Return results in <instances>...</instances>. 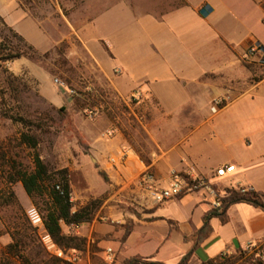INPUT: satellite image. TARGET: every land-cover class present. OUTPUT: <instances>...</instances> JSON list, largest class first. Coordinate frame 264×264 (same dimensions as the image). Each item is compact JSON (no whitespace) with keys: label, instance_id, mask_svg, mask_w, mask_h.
<instances>
[{"label":"crops","instance_id":"obj_1","mask_svg":"<svg viewBox=\"0 0 264 264\" xmlns=\"http://www.w3.org/2000/svg\"><path fill=\"white\" fill-rule=\"evenodd\" d=\"M131 1L135 4L140 0ZM180 1V4L172 1L162 5L153 0V9L145 11L146 24L162 29L165 38L152 45L151 51H137L136 43L130 45V65L142 69V78L135 86L127 88L124 84L127 71L123 67L114 66L107 70L96 59L106 79L124 101L139 91L143 94L140 100L143 107L153 108L151 119H179L176 142L164 148L163 143L159 145L151 136L160 153L147 166L129 145L121 119L77 123L80 138L88 147L87 154L83 152L87 160L76 162L77 170L84 171L92 166L104 172L109 182L104 181L102 192L105 193L100 196V209L94 220L72 231L85 238L87 246L91 242L98 244V253L102 256L105 243L117 244L116 248L109 246L115 251L117 262L141 257L167 264L173 252V259L180 263L193 248V237L202 228L205 214L212 209L211 201L201 193L188 194L162 205L155 204L137 183L148 168L155 172L163 187L169 184L172 171H193L212 185L222 186V192L246 188L264 194V80L249 84L251 73L246 66V63L261 61L259 55L252 62L246 57L253 45L264 47V40L247 28L241 34L227 31L221 25V18L215 13L211 0H199L196 4L192 0ZM263 2H259V23L264 27ZM204 3L211 11L203 19L198 10ZM140 22L142 24L143 20ZM99 41L106 45L104 40ZM83 43L87 46L86 40ZM187 45H191V50L186 51ZM202 54L218 63L217 67L202 70L193 81L187 79L186 73L197 67L195 60ZM112 58L116 59V56L112 54ZM147 59L155 63L148 64ZM116 69L121 73L116 75ZM167 84L180 87L179 91H174L170 103L160 91ZM227 95L233 101L226 103L217 114H212L214 101ZM231 116L237 118L232 119L231 127L222 126L225 121L230 123L225 118ZM110 130L114 132L113 136H105ZM200 137L211 145L218 144L219 159H209L207 164H202L194 156L196 140ZM123 153L126 158L121 161ZM226 166H234L235 171L225 177H216L217 170ZM97 196L99 194L84 179V190L75 195L73 202L83 207ZM211 227L212 234L188 264H202L222 254H235L250 245L264 244V211L248 204L232 206L228 210V223L213 219ZM63 231L70 233L65 226ZM172 236H176L175 243L171 241ZM165 248V257L162 258Z\"/></svg>","mask_w":264,"mask_h":264},{"label":"rangeland","instance_id":"obj_2","mask_svg":"<svg viewBox=\"0 0 264 264\" xmlns=\"http://www.w3.org/2000/svg\"><path fill=\"white\" fill-rule=\"evenodd\" d=\"M151 1L153 0H140L134 4L131 0H0V17L21 34L38 53L33 59L23 58L7 66L9 73L19 78L13 88L6 83V74L0 68V259L5 248L11 243L13 230L17 225H25V217L32 227L37 229L38 244L42 246L44 255L53 257L41 241L45 231L33 201L27 196L21 183L10 185L8 182L12 161L29 170L34 167L33 151L19 145L21 134L26 132L27 128L11 120V117L22 116L34 123H44L48 132L33 129V134L40 143L38 152L43 161L51 170L69 171L73 198L83 192L84 179H87L99 194L89 202L98 201L100 204V196L105 193L102 192L105 182L100 177L99 170L92 166L84 171L77 170L76 162L87 160L83 157L85 151L82 147L86 146V142L80 138L77 123L121 119L129 145L144 163L159 155L158 144L163 143L164 148H167L176 142L179 119H151L152 107L147 109L140 101L130 100L132 95L139 91H135L124 101L114 91L96 61L97 59L107 70H112L114 66L123 67L127 71L124 84L127 88L135 86L142 78V69L130 65V45L136 43L137 51L146 52L151 51L152 45L165 38L162 29H154L146 24V17H143L145 11L153 9ZM155 1L162 5L172 1L181 3L180 0ZM198 1L192 0V3L196 4ZM259 2L260 0H211V5L221 18V25L230 33H245L247 28L264 40V27L259 23ZM130 3L134 6L133 10ZM107 9L110 10L103 13ZM138 18L140 20H137ZM243 23L246 25L242 26ZM84 40L89 50L84 45ZM99 40H104L110 50ZM189 50L191 45L186 46V51ZM111 53L116 59L112 58ZM195 61L197 67L186 73V78L192 81L202 70L218 65L203 54ZM146 63L155 62L147 59ZM255 63L257 76L264 73V63ZM114 73L118 75L121 71L116 69ZM251 80L250 74L248 82L254 84ZM56 81L59 84H56ZM179 90L177 84H167L160 88L168 103L172 102L174 91ZM76 99L84 108L75 106ZM219 99L225 103L233 101L228 95ZM50 100L59 103L53 104ZM148 103L151 106L150 102ZM94 110L98 111V115L90 118L88 113ZM211 112L214 114L212 108ZM42 115H47V118L41 117ZM225 119L230 123L226 124L225 121L221 125L230 128L232 119L237 118L231 116ZM151 136H154L158 144ZM219 149L218 144L211 145L200 137L196 140L193 154L202 164H207L209 159H219ZM213 187L222 192V186L213 184ZM262 187L264 188V182ZM10 193L14 194L18 206L1 205ZM200 193L207 196L205 191ZM207 199L210 201L208 196ZM99 209L100 206L97 213ZM175 238L176 236L171 237L172 243H175ZM109 246L116 248L117 244L105 243L104 249ZM94 247L97 249L98 244ZM94 247L91 248L93 254L99 250L98 248L97 251H92ZM166 250L167 248L162 258L165 257ZM173 256L171 252L167 264H179ZM92 261L104 264L96 255L92 257Z\"/></svg>","mask_w":264,"mask_h":264},{"label":"trees","instance_id":"obj_3","mask_svg":"<svg viewBox=\"0 0 264 264\" xmlns=\"http://www.w3.org/2000/svg\"><path fill=\"white\" fill-rule=\"evenodd\" d=\"M264 8V2H263ZM210 7L204 4L198 14L201 18L208 17ZM264 23V20H263ZM264 51V47H262ZM37 50L29 44L26 39L7 25L5 20L0 17V68L6 74V83L10 87H15L18 77H15L8 71V65L23 58L33 59L37 56ZM264 61V59H263ZM249 72L252 75V82L259 83L264 80V73L257 76L258 70L254 64L246 63ZM75 106L84 108L78 99L75 100ZM41 117L47 118V115ZM16 123L23 125L27 131L21 134L19 145L25 146L33 151V169L29 170L16 161L10 164V173L8 182L10 185L21 183L27 196L33 201V204L41 217L44 231L51 237L54 243L61 249H77L85 251L87 249V240L74 235L73 229L91 223L100 206L98 201H91L83 207H78L73 202V191L69 171L67 169L51 170L43 161L38 152L39 140L33 134V129L40 132H48L45 124L34 123L24 119L22 116L11 117ZM82 144V143H81ZM84 145V144H83ZM84 153L87 154V145L82 146ZM147 166L150 162H145ZM100 177L109 182L107 175L99 171ZM226 194L222 198V205L218 209L212 208L203 218V226L193 237V248L185 255L179 264H188L192 256L197 252L205 240L209 238L213 230L211 221L219 219L222 224L228 223V210L237 204H248L264 211V194L250 191L241 193L234 189H225ZM184 197L179 196L177 199ZM1 205L12 206L18 203L13 193H10L3 199ZM25 225H17L11 234V243L5 248L0 259V264H63L60 260L44 255L42 246L38 244L36 236L37 229L33 228L30 221L25 217ZM63 226L70 229V233L63 231ZM44 250V248H43ZM95 247L92 251H97ZM45 251V250H44ZM254 255H248L244 250H238L235 254L228 253L208 260L202 264H264L263 261H253ZM113 264H164L156 261L154 258L134 257L122 262L115 261Z\"/></svg>","mask_w":264,"mask_h":264},{"label":"built area","instance_id":"obj_4","mask_svg":"<svg viewBox=\"0 0 264 264\" xmlns=\"http://www.w3.org/2000/svg\"><path fill=\"white\" fill-rule=\"evenodd\" d=\"M259 55L261 62L264 63V51L261 48V45H253L246 57V59L252 62L253 58ZM56 84H59L56 81ZM142 98V93L136 92L132 95V101H140ZM226 106V103L217 99L214 101L212 106V111L214 114H217ZM98 115V111H90L88 116L94 118ZM113 131H107V137L113 136ZM126 154H122L121 161H124ZM113 163H116V160H112ZM235 171L234 166H226L224 168L218 169L216 172V177L221 178L225 177L228 174H231ZM139 187L148 194V197L157 205H162L168 201L177 199L181 195L195 194L205 191L207 196L210 198L211 206L214 209H218L222 205V192L215 190L213 185L205 178L199 177L193 171L179 172L172 171L170 174V182L166 187L162 186L161 181L157 178L155 172L148 168L144 173H142L137 179ZM237 191L241 193L250 192L249 189L239 188ZM43 246L46 251L52 255L54 258L60 260L63 264H97L92 261L94 255L101 258V262L104 264H113L115 262V251L108 247L103 250V256L98 252L93 254L91 248L95 245V242H91L85 251L77 249H61L59 248L49 235H45L41 239ZM248 255H254V262L259 260L264 262V244H255L248 246L245 250ZM101 253V254H102ZM229 254V253H228ZM232 255V254H229Z\"/></svg>","mask_w":264,"mask_h":264}]
</instances>
